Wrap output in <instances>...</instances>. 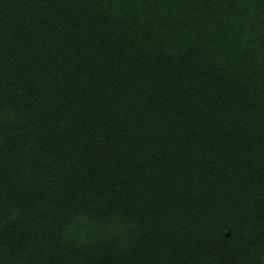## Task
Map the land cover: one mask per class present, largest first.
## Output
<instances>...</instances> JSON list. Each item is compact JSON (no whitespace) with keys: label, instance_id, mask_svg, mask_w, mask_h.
<instances>
[{"label":"trees","instance_id":"16d2710c","mask_svg":"<svg viewBox=\"0 0 264 264\" xmlns=\"http://www.w3.org/2000/svg\"><path fill=\"white\" fill-rule=\"evenodd\" d=\"M0 264H264V0H0Z\"/></svg>","mask_w":264,"mask_h":264}]
</instances>
